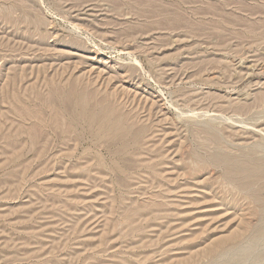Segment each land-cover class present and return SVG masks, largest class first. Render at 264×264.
<instances>
[{"label": "rangeland", "instance_id": "374dc122", "mask_svg": "<svg viewBox=\"0 0 264 264\" xmlns=\"http://www.w3.org/2000/svg\"><path fill=\"white\" fill-rule=\"evenodd\" d=\"M263 9L264 0H0V133L13 128L12 97L45 76L100 77L126 112L138 110L153 150L142 157L164 179L131 153L116 155L123 173L84 176L73 166L90 142L74 149L45 129L24 151L27 169L6 166L13 149L0 144V264L10 246L14 264H125L132 255L150 257L142 264H264V220L252 213L264 205L213 164L218 154L264 159ZM193 155L206 161L203 174L187 170ZM163 186L171 205L155 216ZM139 213L151 224L122 222ZM246 226L224 259L201 257Z\"/></svg>", "mask_w": 264, "mask_h": 264}, {"label": "bare ground", "instance_id": "6f19581e", "mask_svg": "<svg viewBox=\"0 0 264 264\" xmlns=\"http://www.w3.org/2000/svg\"><path fill=\"white\" fill-rule=\"evenodd\" d=\"M261 9L259 10L261 11ZM262 11H264V9ZM262 22L264 23L263 20ZM253 23L256 22L253 21ZM70 71L71 72H68V70H64L62 72L54 73L53 75H47L41 81L43 84L37 83L35 85H32L30 87L31 90L26 88L25 91H21L12 97L9 104V113L12 114L13 117L11 124L13 128L9 129V131H6L7 129H2L0 133V144L5 148L11 147L13 149V154L7 159L6 166L20 162L24 166V168L27 169L30 161H28L27 159L24 160V151L29 150L30 146L35 144V142L37 141V137L40 136L39 134H43V130L45 129L47 131L63 134L64 142L62 144L65 146H69L67 144L73 142L74 145L70 146H74V149H77L76 146H78L79 144L83 148L85 141H87V143L88 141L90 142V145L92 147L89 148L90 152L83 151L82 157L79 158L77 162H75V166H73L75 167L74 171H79L80 168H83L84 172L82 173V175L84 176H93L95 178L101 177V180H103V171H107V173L114 171L123 173L124 168L117 164L116 155H127L131 153L134 159L136 158V162L139 164L141 170L146 171V173L149 172L153 179L159 180V183L161 184L164 179L158 172L156 168L157 165L154 164L153 161H149L142 157L143 153L148 154L151 151L153 152V150H147L150 149V143H148L147 140L148 126L145 124H140L142 120L140 119V114L137 113L138 110L126 112V105L124 101L125 98L121 100L117 93L109 92L107 91V89H102L101 87H99L98 79H100V77H95L92 79L91 75H88L89 80L86 81L74 70ZM45 112H48V119L45 118ZM44 133L46 132L44 131ZM87 136L89 137L86 138ZM212 141H214L217 145H220L222 143V141L217 138H213ZM227 143H229V141ZM261 146L262 145H260V147ZM45 149L46 148L43 147L40 150L39 154H42ZM102 150L103 152L106 151L107 156L104 157V155L100 152ZM70 151H72L70 152V154L73 153V150ZM75 157V155H71L68 157L67 161L73 158L75 160ZM205 164L206 161L204 160V158L193 155L192 164L188 165L187 170L190 174H203L204 172H206ZM213 164L215 166L217 165L218 167L221 166L225 171L224 177L226 178V180L232 183L234 187L240 192L249 195L250 200L253 203L264 205V159H256V157L254 158L251 155L245 157H231L228 154H218L215 156ZM24 176L22 178H24ZM166 193L167 190L165 189V186H163L160 189L159 193L162 199H159L160 201L156 200L157 202H155L154 204V206L157 207V210L155 212H157L158 214L155 216H165L166 212L168 211V206L171 205V203L168 202L167 197H165ZM150 200H152V198ZM172 210L174 211V209ZM147 212L150 211L147 210ZM150 213L152 214V212ZM252 213L262 217V219L264 220V208L256 209L252 211ZM142 214L143 213H139L125 217L123 218L122 222L124 221L130 226L137 223V229L142 224L143 220L144 224L145 222L151 224V219L146 218ZM245 230L246 233H240L241 235L237 234V236H233L228 240L218 241L213 247L203 251L201 257L212 259L214 261L218 260L219 258L221 259L223 253L227 250V247L235 243L237 244V242L241 241L243 238L245 239V236L251 229L246 226ZM262 234V230H258L253 235L255 236V239H258L259 236L262 237ZM123 237H126V234ZM256 241L257 240H255V242ZM248 242L250 241L248 240ZM151 243L152 242H149V244ZM250 243L254 242L251 241ZM9 249L11 250V253H9L8 256H11L6 260V262L8 264H14L16 262L15 260L17 251H15L14 246H10ZM222 259L224 258L222 257ZM149 260V256L139 258L138 256L135 257L134 255H132L130 260L125 261L124 263L142 264L143 262H148ZM190 264H196V262L191 261Z\"/></svg>", "mask_w": 264, "mask_h": 264}]
</instances>
